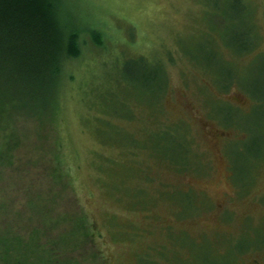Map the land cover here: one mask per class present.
<instances>
[{"label":"rangeland","instance_id":"374dc122","mask_svg":"<svg viewBox=\"0 0 264 264\" xmlns=\"http://www.w3.org/2000/svg\"><path fill=\"white\" fill-rule=\"evenodd\" d=\"M68 1L96 42L0 103V264H264V0Z\"/></svg>","mask_w":264,"mask_h":264},{"label":"trees","instance_id":"16d2710c","mask_svg":"<svg viewBox=\"0 0 264 264\" xmlns=\"http://www.w3.org/2000/svg\"><path fill=\"white\" fill-rule=\"evenodd\" d=\"M62 1H64L65 9ZM209 2L213 3V0ZM214 2L217 4L213 8L217 12L220 2L218 0ZM238 5L242 6L241 0ZM74 9L75 6L70 5L68 0H0V76H10L9 79H12L11 81L0 79V103L9 104L14 99H19L10 92L16 84H24L25 88H29L31 86L28 85L37 82L30 83V78L44 81L47 75L49 78L60 76L63 65L70 59L80 56L81 46L83 47V42L86 40L83 36L84 32L89 34L93 42H96L97 37L94 31L77 26V15L74 14L76 9ZM242 23L245 27L243 26L241 33L235 34L232 31V36L238 50H249L254 38L251 36L252 31L247 21L243 20ZM244 38L250 39L249 45L242 44ZM137 67V64L134 66L131 64L129 69ZM157 67L155 70L157 73H154L151 78L158 82L159 91L163 85V78L160 65ZM128 74L131 72L128 71ZM143 77L148 83L149 75ZM37 91L28 90L27 92L31 107H43L48 100L45 99L46 96H40ZM21 95L24 97L25 93ZM3 155L8 156L9 153L4 146H0V156ZM16 242L20 247L21 241L17 239ZM5 256L11 259L8 252H5ZM14 260L21 264L24 262L21 258L19 260L14 258Z\"/></svg>","mask_w":264,"mask_h":264}]
</instances>
